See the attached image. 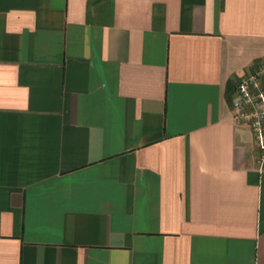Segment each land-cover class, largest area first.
Listing matches in <instances>:
<instances>
[{"label": "crops", "instance_id": "0c3cea01", "mask_svg": "<svg viewBox=\"0 0 264 264\" xmlns=\"http://www.w3.org/2000/svg\"><path fill=\"white\" fill-rule=\"evenodd\" d=\"M263 59L264 0H0V264H264Z\"/></svg>", "mask_w": 264, "mask_h": 264}, {"label": "built area", "instance_id": "2783aa9c", "mask_svg": "<svg viewBox=\"0 0 264 264\" xmlns=\"http://www.w3.org/2000/svg\"><path fill=\"white\" fill-rule=\"evenodd\" d=\"M229 106L234 121L246 125L251 133L259 166L264 165V59L252 72L238 78Z\"/></svg>", "mask_w": 264, "mask_h": 264}]
</instances>
